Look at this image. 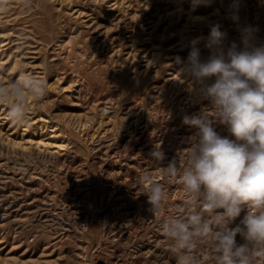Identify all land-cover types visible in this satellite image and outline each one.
I'll list each match as a JSON object with an SVG mask.
<instances>
[{
	"label": "rangeland",
	"instance_id": "obj_1",
	"mask_svg": "<svg viewBox=\"0 0 264 264\" xmlns=\"http://www.w3.org/2000/svg\"><path fill=\"white\" fill-rule=\"evenodd\" d=\"M214 24L227 32L225 47H243L246 27L264 44V0H9L0 13V84L28 74L46 82V94H26L24 126L0 103V205L41 198L32 214L0 222V264H176L167 238L151 237L163 219L180 213L182 186L163 182L164 207L151 213L140 177L163 166L149 156L156 143L164 165L175 157L183 166L196 131L183 117L202 109L211 115L176 58L186 59ZM197 46L208 55L203 39ZM215 128L228 135L225 126ZM49 138L66 144L60 158L54 148L36 147ZM30 174L41 179L27 190ZM8 186L16 189L2 191ZM39 211L50 214L47 222L36 220Z\"/></svg>",
	"mask_w": 264,
	"mask_h": 264
},
{
	"label": "clouds",
	"instance_id": "obj_2",
	"mask_svg": "<svg viewBox=\"0 0 264 264\" xmlns=\"http://www.w3.org/2000/svg\"><path fill=\"white\" fill-rule=\"evenodd\" d=\"M8 3L0 0V13ZM232 18L238 19L235 12ZM254 32L241 31L243 47L235 41L225 47L227 32L214 24L206 38L192 42L186 59L176 58L178 71L194 95L208 102L211 115L202 109L183 117L196 129L183 166L176 158L164 165L158 143L149 156L163 165L160 172L140 177L151 213L161 211L166 200L159 176L178 178L182 186L180 214L160 224L176 264H264V44L254 42ZM200 39L207 56L197 46ZM26 94L43 97L46 82L22 74L8 86L0 84V103L9 104L13 124L29 122ZM217 124L228 135L216 131Z\"/></svg>",
	"mask_w": 264,
	"mask_h": 264
},
{
	"label": "bare ground",
	"instance_id": "obj_3",
	"mask_svg": "<svg viewBox=\"0 0 264 264\" xmlns=\"http://www.w3.org/2000/svg\"><path fill=\"white\" fill-rule=\"evenodd\" d=\"M91 7V6H90ZM115 7V6H114ZM115 8H117V6L115 7ZM112 9V8H111ZM119 9V8H118ZM85 10V9H84ZM82 13V12H81ZM101 13V12H100ZM115 15H117V14H115ZM80 16V15H79ZM85 26V25H84ZM231 30V29H230ZM177 95V94H176ZM175 100V99H174ZM169 102V101H168ZM134 106V105H133ZM130 108V107H129ZM191 108V107H190ZM130 120V119H129ZM134 124V123H133ZM147 126V125H146ZM54 126H52V130L50 131V138L55 134V129L53 128ZM132 127H133V125H132ZM127 128V127H126ZM87 129V128H86ZM131 129V128H130ZM125 130V129H124ZM120 131V130H119ZM121 131H122V129H121ZM128 131V130H127ZM171 131V130H170ZM174 131V130H173ZM186 131V130H185ZM103 132V131H102ZM126 132V131H125ZM133 132H134V134L135 133H141V131H139V128L138 127H133ZM179 132V131H178ZM176 133V131H174V134ZM120 134V133H119ZM160 134V133H159ZM169 134H171V133H169ZM82 135V134H81ZM186 135V134H185ZM122 136V135H121ZM130 136V135H129ZM173 136V135H172ZM180 136V135H179ZM119 137V136H118ZM124 137V136H123ZM49 138V140H45V139H40V140H38L37 142H36V147H43V149H45V150H47L48 151V149H55L54 151H56V152H58V153H60V154H58V155H55V157H57V158H60V156L62 155V154H64L65 153V151L64 152H61L64 148H65V143H63V142H58V141H55V140H51ZM182 138V137H181ZM118 139V138H117ZM175 139V138H174ZM183 140V139H182ZM138 141V140H137ZM111 142V141H110ZM125 142H126V140H125ZM180 143V142H179ZM181 143H182V141H181ZM109 144V143H108ZM123 144H124V142H123ZM157 144V143H156ZM178 144V143H177ZM153 145V144H152ZM186 145V144H185ZM122 146V145H121ZM168 146V145H167ZM169 146H170V144H169ZM181 146V145H180ZM187 146V145H186ZM152 148V147H151ZM36 149V148H35ZM97 150V149H96ZM168 150H170V149H168ZM187 150V149H186ZM94 151V150H93ZM178 151V150H177ZM40 152V151H39ZM49 152V151H48ZM53 152V151H52ZM182 152H184V154H185V151H183L182 150ZM47 153V152H46ZM67 153H69L68 151H67ZM95 153V152H94ZM177 153V152H176ZM170 154V153H169ZM183 154V155H184ZM38 155V154H37ZM51 155H53V153L51 154ZM167 155V154H166ZM171 156H172V154H170ZM170 155H169V157H170ZM182 155V156H183ZM39 156V155H38ZM49 156V155H48ZM175 156V155H174ZM186 156V155H185ZM184 156V157H185ZM43 157V156H42ZM53 158V157H52ZM64 158V157H63ZM62 158V159H63ZM68 158V157H67ZM131 158H132V156H131ZM130 158V159H131ZM143 158V157H142ZM146 158V157H145ZM173 158H175V157H173ZM178 158V157H177ZM182 158V157H181ZM43 159V158H42ZM45 159V158H44ZM44 159H43V161H44ZM133 159V158H132ZM135 159V158H134ZM140 159V158H139ZM172 159V158H171ZM179 159V158H178ZM183 159V158H182ZM47 160H49V157H48V159ZM53 160H54V158H53ZM58 160V159H57ZM66 160V159H65ZM64 160V161H65ZM186 160V159H185ZM137 161V160H136ZM24 163H26V161H24ZM28 163H30L29 161H28ZM27 163V164H28ZM139 163V162H138ZM144 163V162H143ZM38 164V163H37ZM183 164V163H182ZM30 165V164H29ZM120 165V164H119ZM151 166V165H150ZM28 167V166H27ZM30 167V166H29ZM111 167V166H110ZM158 169L157 170H151V171H149L150 173H152L153 175H156V174H158L159 172H160V169H161V167H157ZM66 169V168H65ZM151 169V168H150ZM28 170V169H27ZM56 170V169H55ZM24 171V170H23ZM43 172H44V170H43ZM120 172V171H119ZM6 173H7V171H6ZM20 173V172H19ZM83 173V172H82ZM1 174V173H0ZM5 174V173H4ZM25 174V173H24ZM24 174H22L21 176H19L18 178H16L17 180L15 181L14 180V182H17L19 185H22V183H21V181H23L24 180V178H25V175ZM27 174H29V173H27ZM42 174V173H41ZM41 174H40V176H41ZM12 175V174H11ZM10 175V176H11ZM45 175V174H44ZM29 176V175H28ZM1 177V176H0ZM6 177H8V176H5V178ZM14 177V176H13ZM41 177H43V176H41ZM132 177V176H131ZM29 179H27V180H25L24 182H26L27 184L26 185H24V187L27 189V188H29L30 187V189H32V187L34 186H31L32 185V183H33V178H40V177H34L32 174H30V176L28 177ZM45 178V177H44ZM41 179V178H40ZM46 179V178H45ZM158 179L160 180V182L161 183H168L169 182V178H167V177H163V176H159L158 177ZM6 180H7V178H6ZM9 180V179H8ZM175 180H179V179H175ZM43 181V180H42ZM45 181V180H44ZM46 181H49V180H46ZM173 181V180H172ZM2 182V181H1ZM6 182V181H5ZM4 182V183H5ZM11 182V181H10ZM12 183V182H11ZM39 183V182H38ZM174 183V182H173ZM173 183H172V185H173ZM178 183H180L179 181H177V183L176 184H178ZM14 184V183H13ZM17 184V185H18ZM123 184V183H122ZM11 185V184H10ZM15 185V184H14ZM16 185V186H17ZM18 185V186H19ZM134 185V184H133ZM167 185V184H166ZM2 186H3V183H2ZM15 186V187H16ZM49 186V185H48ZM47 186V187H48ZM168 186H169V184H168ZM5 187H6V185H5ZM14 186H10V188H9V186H8V189L7 188H2V191H14L12 188H13ZM14 187V188H15ZM178 187H179V185H178ZM180 187H181V184H180ZM22 188V187H21ZM24 188V189H25ZM35 188V187H34ZM33 188V189H34ZM43 188V187H42ZM108 188V187H107ZM112 188V187H111ZM135 188V187H134ZM168 188V187H167ZM166 188V189H167ZM16 189V188H15ZM18 189V188H17ZM37 189V188H36ZM46 189V188H45ZM49 189V188H48ZM181 189V188H180ZM22 190V189H21ZM28 190V189H27ZM38 190H39V188H38ZM51 190V189H50ZM108 190V189H107ZM172 190V189H171ZM179 190V189H178ZM183 190V189H182ZM41 191V190H40ZM115 191V190H114ZM166 191V190H165ZM32 192V191H31ZM132 192V191H131ZM173 192H176V191H173ZM183 192V191H182ZM10 193V192H9ZM42 193V192H41ZM41 193H40V195H41ZM105 193H107V192H105ZM168 193V192H167ZM170 193V192H169ZM3 194V193H2ZM2 194H0V195H2ZM8 194V193H7ZM34 194H35V192H34ZM129 194V193H128ZM178 194V193H177ZM183 194V193H182ZM6 195V194H5ZM11 195V194H10ZM39 195V196H40ZM49 196V194H48V192H47V194H45V196ZM52 195H54V194H52ZM111 195H113V194H111ZM14 196V195H13ZM51 196V195H50ZM49 196V197H50ZM102 196H104V195H101V197ZM107 196V195H106ZM109 196V195H108ZM174 196V195H173ZM183 196H184V194H183ZM4 197H6V196H4ZM180 197V196H179ZM7 198V197H6ZM25 198V197H24ZM45 198V197H44ZM50 198H52V196L50 197ZM95 198H96V196H95ZM177 198V197H176ZM21 199V198H20ZM41 198L40 197H38V196H32V198H31V200L29 201H27V202H19V200L18 199H15V200H13V201H8L9 202V204L7 203V204H4L3 206L2 205H0V222L1 221H4L5 220V218H7V217H10V216H16L17 214H19L20 212H21V214H26V215H30V214H32L33 212H34V209H38L39 207H37V206H39V204H38V201L40 200ZM94 198H92V200H93ZM178 199V198H177ZM182 199H184V198H182ZM1 200V199H0ZM46 200H48V199H46ZM100 200V199H99ZM98 200V201H99ZM107 200V199H106ZM173 200V199H172ZM175 200V199H174ZM180 199H178L177 201H179ZM26 201V200H25ZM43 201V200H42ZM95 201V200H94ZM101 201V200H100ZM41 202V201H40ZM76 202H78V201H76ZM174 202H172V204H173ZM41 204H42V202H41ZM44 204H46V203H44ZM106 204V203H105ZM181 204V203H180ZM43 205V204H42ZM172 206V205H171ZM175 206V205H174ZM176 206H177V204H176ZM172 208V207H171ZM175 208V207H174ZM173 208V209H174ZM177 208V207H176ZM36 209V210H37ZM170 209V208H169ZM180 209V208H179ZM35 210V211H36ZM103 211V210H102ZM172 211V210H171ZM173 211H176V210H173ZM180 211V210H179ZM64 212V211H63ZM49 213V212H48ZM38 214V213H37ZM170 215H171V213H169ZM180 214V213H179ZM36 215V214H35ZM49 215L50 214H47V212H45V211H42V212H40L39 211V214H38V216H36L37 217V221L39 222V223H44V222H47L48 220H49ZM161 215V214H160ZM169 215V216H170ZM244 215V213L242 212L241 213V218H242V216ZM52 216V215H51ZM73 217V216H72ZM30 218V217H29ZM56 218V217H55ZM65 218V217H64ZM149 218V217H148ZM34 219V220H35ZM62 219V218H61ZM84 219V218H83ZM240 218H237V222H238V220H239ZM7 220V219H6ZM75 220V219H74ZM32 221H33V218H32ZM108 221V220H107ZM157 220H155V222H156ZM37 222V223H38ZM62 222V221H61ZM78 222V221H77ZM81 222V221H80ZM83 222V221H82ZM81 222V223H82ZM125 222V221H124ZM36 223V222H35ZM46 224V223H45ZM84 224V223H83ZM148 224V223H147ZM157 224H160V223H157ZM51 225V224H50ZM113 225V224H112ZM154 225V224H153ZM156 226V225H155ZM156 228V227H155ZM4 229V228H3ZM83 230V229H82ZM110 231H111V229H110ZM142 231V230H141ZM5 233H6V231H5ZM129 233V232H128ZM127 233V234H128ZM153 233V232H152ZM110 234H112V233H110ZM127 234H125V236H128ZM120 235V234H119ZM122 235V234H121ZM152 236V235H151ZM106 237H108V236H106ZM160 237H162V232H161V229H160V225L158 226V228H157V230H156V233L151 237V242H153V241H156L157 239H159ZM133 238V237H132ZM148 238H150V237H147V239ZM81 239V238H80ZM120 243V242H119ZM105 244V243H104ZM146 244V243H145ZM99 245V244H98ZM148 245V244H147ZM146 247V246H145ZM79 248H81V245H80V247ZM140 248V247H139ZM138 248V249H139ZM150 248V247H149ZM81 250V249H80ZM130 250V249H129ZM137 251V250H136ZM141 251H144V250H141ZM83 252V251H82ZM138 252V251H137ZM144 253V252H143ZM133 255V254H132ZM87 256V255H86ZM81 257V256H80ZM83 257V256H82ZM135 257V256H134ZM87 259V258H86ZM83 260V259H82ZM148 260V259H147Z\"/></svg>",
	"mask_w": 264,
	"mask_h": 264
}]
</instances>
